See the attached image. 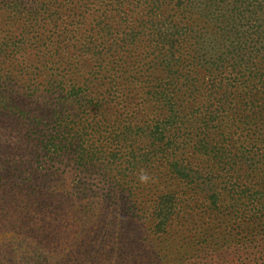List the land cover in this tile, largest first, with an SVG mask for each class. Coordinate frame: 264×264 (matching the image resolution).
<instances>
[{
  "label": "trees",
  "instance_id": "trees-1",
  "mask_svg": "<svg viewBox=\"0 0 264 264\" xmlns=\"http://www.w3.org/2000/svg\"><path fill=\"white\" fill-rule=\"evenodd\" d=\"M106 240L264 264V0H0V264Z\"/></svg>",
  "mask_w": 264,
  "mask_h": 264
},
{
  "label": "rangeland",
  "instance_id": "rangeland-1",
  "mask_svg": "<svg viewBox=\"0 0 264 264\" xmlns=\"http://www.w3.org/2000/svg\"><path fill=\"white\" fill-rule=\"evenodd\" d=\"M138 223H133L132 221L123 222L122 226L124 227L125 238L138 236L134 232V226L137 227ZM28 237V236H27ZM121 240V239H120ZM119 239H117L118 244L121 243ZM57 243V242H56ZM123 246H120L119 249L115 253H106L109 242L106 240L105 244H103L99 249H96L94 252L89 250H85L78 242H73V244L69 246L68 249H64L65 251H55L52 249L49 254L43 252V260L39 264H157L154 262V259L150 256V250L144 249V247H137V242L135 241L136 246H132L129 244V240L125 242ZM54 244V242H53ZM117 244V245H118ZM144 244V242H143ZM130 245V246H128ZM43 246H47V251L50 247H52L49 243L43 244ZM55 246V245H54ZM53 246V247H54ZM146 250V251H145ZM15 251L13 249H4L0 247V263L2 259L7 257V261L11 262L14 258L11 255L14 254ZM30 253V252H29ZM143 255V257H141ZM46 258V262L44 259ZM213 260L215 261V255ZM161 264H166L162 262ZM180 264V263H176Z\"/></svg>",
  "mask_w": 264,
  "mask_h": 264
},
{
  "label": "clouds",
  "instance_id": "clouds-1",
  "mask_svg": "<svg viewBox=\"0 0 264 264\" xmlns=\"http://www.w3.org/2000/svg\"><path fill=\"white\" fill-rule=\"evenodd\" d=\"M153 178L148 175V173L141 169L138 174V180L141 184H147L149 183ZM154 182V181H153Z\"/></svg>",
  "mask_w": 264,
  "mask_h": 264
}]
</instances>
